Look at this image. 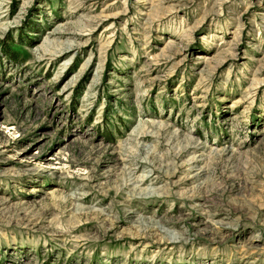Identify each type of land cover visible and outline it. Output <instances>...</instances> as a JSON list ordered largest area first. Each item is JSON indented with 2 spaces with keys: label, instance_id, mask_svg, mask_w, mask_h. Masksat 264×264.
<instances>
[{
  "label": "rangeland",
  "instance_id": "rangeland-1",
  "mask_svg": "<svg viewBox=\"0 0 264 264\" xmlns=\"http://www.w3.org/2000/svg\"><path fill=\"white\" fill-rule=\"evenodd\" d=\"M0 264H264V0H0Z\"/></svg>",
  "mask_w": 264,
  "mask_h": 264
},
{
  "label": "trees",
  "instance_id": "trees-1",
  "mask_svg": "<svg viewBox=\"0 0 264 264\" xmlns=\"http://www.w3.org/2000/svg\"><path fill=\"white\" fill-rule=\"evenodd\" d=\"M2 51H3V55L7 57V59L9 58L10 60L16 61L20 57L19 54L20 52L16 51L13 48L12 49L9 48L7 44L3 45Z\"/></svg>",
  "mask_w": 264,
  "mask_h": 264
},
{
  "label": "bare ground",
  "instance_id": "bare-ground-1",
  "mask_svg": "<svg viewBox=\"0 0 264 264\" xmlns=\"http://www.w3.org/2000/svg\"><path fill=\"white\" fill-rule=\"evenodd\" d=\"M197 60H205L206 57H202V56H198V58H196Z\"/></svg>",
  "mask_w": 264,
  "mask_h": 264
}]
</instances>
